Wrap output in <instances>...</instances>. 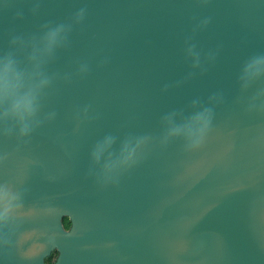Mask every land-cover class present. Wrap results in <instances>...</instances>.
Instances as JSON below:
<instances>
[{
    "label": "water",
    "instance_id": "obj_1",
    "mask_svg": "<svg viewBox=\"0 0 264 264\" xmlns=\"http://www.w3.org/2000/svg\"><path fill=\"white\" fill-rule=\"evenodd\" d=\"M0 58L47 82L0 120V264H264V0H0Z\"/></svg>",
    "mask_w": 264,
    "mask_h": 264
},
{
    "label": "clouds",
    "instance_id": "obj_2",
    "mask_svg": "<svg viewBox=\"0 0 264 264\" xmlns=\"http://www.w3.org/2000/svg\"><path fill=\"white\" fill-rule=\"evenodd\" d=\"M84 12L81 10L76 15V21L83 19ZM64 26H57L49 30L44 37V47L48 52L54 51L61 42ZM264 74V58H256L250 61L242 69V78L248 79L253 76ZM46 81L33 74L31 78L22 73L15 60L12 58H0V120L7 119L18 127L21 136L31 133V121L38 111V95L46 86ZM207 120L202 113L194 117V121ZM179 131L173 129V132ZM192 134L198 132L203 135V129L193 127ZM110 146V140L105 139L96 146L93 157L96 160L102 158L104 152ZM21 208L20 196L17 192L5 185H0V223L11 219Z\"/></svg>",
    "mask_w": 264,
    "mask_h": 264
},
{
    "label": "trees",
    "instance_id": "obj_3",
    "mask_svg": "<svg viewBox=\"0 0 264 264\" xmlns=\"http://www.w3.org/2000/svg\"><path fill=\"white\" fill-rule=\"evenodd\" d=\"M64 224H65V227H66V228H69V227H70L71 222H70V220H69L68 217H66V218L64 219ZM57 254H58L57 251L53 252L52 255H51L49 258H47L46 263H47V264H54V260L56 259Z\"/></svg>",
    "mask_w": 264,
    "mask_h": 264
}]
</instances>
